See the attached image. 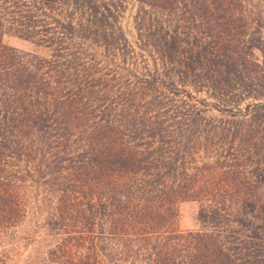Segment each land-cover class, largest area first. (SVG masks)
<instances>
[{"label": "trees", "instance_id": "16d2710c", "mask_svg": "<svg viewBox=\"0 0 264 264\" xmlns=\"http://www.w3.org/2000/svg\"><path fill=\"white\" fill-rule=\"evenodd\" d=\"M31 200V263L264 264V0H0V239Z\"/></svg>", "mask_w": 264, "mask_h": 264}, {"label": "rangeland", "instance_id": "374dc122", "mask_svg": "<svg viewBox=\"0 0 264 264\" xmlns=\"http://www.w3.org/2000/svg\"><path fill=\"white\" fill-rule=\"evenodd\" d=\"M133 13V11H132ZM132 13L127 15L125 24L129 32L134 35ZM5 44L23 51H33L35 46L18 36H7ZM29 215L24 224L10 236L0 239V252L6 255V264H37L31 259L44 257L48 250L57 242L55 236L45 228L46 213H39L35 208V200H31ZM201 204L198 202H184L180 205L178 230L181 232L198 230L201 228L199 211Z\"/></svg>", "mask_w": 264, "mask_h": 264}]
</instances>
